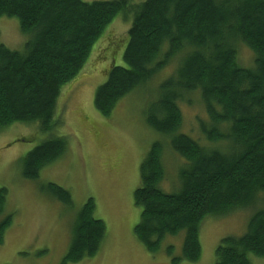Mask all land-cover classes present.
<instances>
[{
    "label": "trees",
    "instance_id": "16d2710c",
    "mask_svg": "<svg viewBox=\"0 0 264 264\" xmlns=\"http://www.w3.org/2000/svg\"><path fill=\"white\" fill-rule=\"evenodd\" d=\"M120 11L132 14L125 66L110 68L96 88L95 108L109 115L136 88L153 89L157 74L173 64L145 118L183 160L171 192L160 187L161 143L154 142L141 161V185L133 194L141 207L136 238L154 251L166 235L184 231L182 256L172 257V264L196 262L207 217L250 209L246 230L220 240L214 264H250L249 253L264 258V0H0V17H16L30 35L22 50L0 43V131L13 122L50 130L62 86L80 72ZM239 43L253 53L250 67L237 62ZM192 92L207 116L198 120V140L179 131L180 103H191ZM64 149L62 137L43 141L22 159L23 176L37 178ZM46 190L72 205L63 187L48 183ZM6 195L0 187V214ZM95 208L90 197L78 211L63 264L98 251L105 225L94 217ZM10 221H0V243ZM166 252L172 255L173 246Z\"/></svg>",
    "mask_w": 264,
    "mask_h": 264
},
{
    "label": "rangeland",
    "instance_id": "374dc122",
    "mask_svg": "<svg viewBox=\"0 0 264 264\" xmlns=\"http://www.w3.org/2000/svg\"><path fill=\"white\" fill-rule=\"evenodd\" d=\"M131 21L130 12H118L95 41L83 68L62 86L50 130H42L38 122H13L0 131V187L7 189L0 221L11 216L0 243V264H63L77 213L90 197L96 204L94 217L104 222V237L95 255L67 264H172V257L182 256L184 231L166 235L154 251L134 234L141 207L134 203L133 194L141 185V161L154 142L162 146L164 178L160 187L171 192L179 185L183 160L170 147L168 137L149 126L145 118L148 105L156 98L157 84L172 73L174 65L157 74L149 85L153 89L136 88L119 99L109 115H102L94 105L96 88L106 80L110 68L125 66L123 52ZM29 38L16 17H0V43L22 50ZM252 60V51L239 43L238 64L250 67ZM187 97L191 103H180L179 131L197 139L198 120H207V116L198 92ZM53 137L64 138L62 154L44 165L37 178H25L24 156ZM48 183L68 190L72 205L50 196ZM250 213L244 209L207 217L199 230V260L180 259L177 264H214L220 240L243 234ZM168 246H173L172 255L166 252ZM248 257L250 264H264L262 257L252 253Z\"/></svg>",
    "mask_w": 264,
    "mask_h": 264
}]
</instances>
